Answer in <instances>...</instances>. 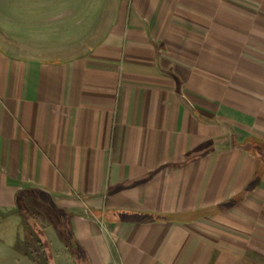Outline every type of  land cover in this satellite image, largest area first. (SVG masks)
Listing matches in <instances>:
<instances>
[{
    "label": "crops",
    "instance_id": "0c3cea01",
    "mask_svg": "<svg viewBox=\"0 0 264 264\" xmlns=\"http://www.w3.org/2000/svg\"><path fill=\"white\" fill-rule=\"evenodd\" d=\"M111 13L69 59L0 46V214L40 191L90 264H264V0Z\"/></svg>",
    "mask_w": 264,
    "mask_h": 264
},
{
    "label": "rangeland",
    "instance_id": "374dc122",
    "mask_svg": "<svg viewBox=\"0 0 264 264\" xmlns=\"http://www.w3.org/2000/svg\"><path fill=\"white\" fill-rule=\"evenodd\" d=\"M112 2L0 0V46L15 55L48 61L82 55L106 32ZM47 209L49 216L38 212L47 225L42 240L50 259L53 264H76L69 260V247L62 240V222L51 208ZM25 219L31 229H40L28 211L0 214V264H32L14 251L15 244L24 243L28 237ZM63 228H67L65 222Z\"/></svg>",
    "mask_w": 264,
    "mask_h": 264
},
{
    "label": "trees",
    "instance_id": "16d2710c",
    "mask_svg": "<svg viewBox=\"0 0 264 264\" xmlns=\"http://www.w3.org/2000/svg\"><path fill=\"white\" fill-rule=\"evenodd\" d=\"M17 196L19 198L20 208L11 212L15 213L16 211H19L20 214H23L24 210L30 212L35 222L38 224V226H40V229H31L28 226V219H25L26 224L29 227L28 237L24 243L20 244L19 242L15 244L14 251L16 254L31 262L32 264H51L47 247L42 240L47 228L45 220H43V214L49 216V211L47 208H51L50 210L54 211L58 217V220L62 222L61 237L63 242L69 247L68 249L70 259H74L73 261H75L76 264H90L85 252L76 242H74L71 231L68 229V227L63 228L65 219L60 213L56 212L52 208L51 203L47 201L40 191L32 189L21 190L18 192ZM39 210L42 211L43 214H40L38 212ZM23 218H25V216ZM67 237H69V240H67ZM67 242H69V244H67Z\"/></svg>",
    "mask_w": 264,
    "mask_h": 264
}]
</instances>
